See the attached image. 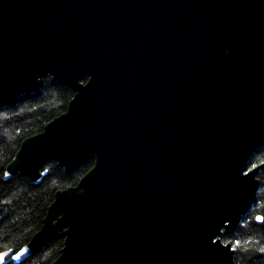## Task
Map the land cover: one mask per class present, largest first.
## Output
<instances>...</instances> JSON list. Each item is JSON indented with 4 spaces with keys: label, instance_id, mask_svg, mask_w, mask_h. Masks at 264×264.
<instances>
[{
    "label": "water",
    "instance_id": "water-1",
    "mask_svg": "<svg viewBox=\"0 0 264 264\" xmlns=\"http://www.w3.org/2000/svg\"><path fill=\"white\" fill-rule=\"evenodd\" d=\"M47 76L65 112L26 137L5 176L67 173L17 264H235L264 145V0H0V108Z\"/></svg>",
    "mask_w": 264,
    "mask_h": 264
},
{
    "label": "trees",
    "instance_id": "trees-1",
    "mask_svg": "<svg viewBox=\"0 0 264 264\" xmlns=\"http://www.w3.org/2000/svg\"><path fill=\"white\" fill-rule=\"evenodd\" d=\"M74 90L47 76L34 92L19 96L0 108V264H14L11 256L27 244L37 232L49 204L59 189L76 185L93 167L94 158L67 173L55 160L47 162V173L39 183L26 175L6 178V165L14 158L21 142L43 130L53 118L65 112ZM260 165L258 178L261 187L258 199L244 215L237 230L223 235L224 242L232 241L235 264H264V145L249 161V169ZM64 245V238L54 236L42 247L17 264H50Z\"/></svg>",
    "mask_w": 264,
    "mask_h": 264
},
{
    "label": "rangeland",
    "instance_id": "rangeland-1",
    "mask_svg": "<svg viewBox=\"0 0 264 264\" xmlns=\"http://www.w3.org/2000/svg\"><path fill=\"white\" fill-rule=\"evenodd\" d=\"M6 255H0V263L4 260Z\"/></svg>",
    "mask_w": 264,
    "mask_h": 264
},
{
    "label": "snow or ice",
    "instance_id": "snow-or-ice-1",
    "mask_svg": "<svg viewBox=\"0 0 264 264\" xmlns=\"http://www.w3.org/2000/svg\"><path fill=\"white\" fill-rule=\"evenodd\" d=\"M257 219L264 220V217H258ZM264 251V249H262Z\"/></svg>",
    "mask_w": 264,
    "mask_h": 264
}]
</instances>
